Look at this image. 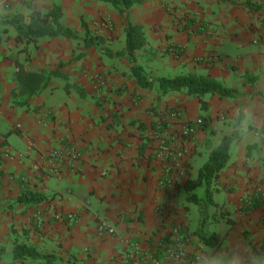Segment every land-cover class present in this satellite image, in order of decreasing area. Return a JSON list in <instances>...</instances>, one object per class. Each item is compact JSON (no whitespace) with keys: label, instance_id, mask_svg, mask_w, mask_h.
<instances>
[{"label":"crops","instance_id":"1","mask_svg":"<svg viewBox=\"0 0 264 264\" xmlns=\"http://www.w3.org/2000/svg\"><path fill=\"white\" fill-rule=\"evenodd\" d=\"M34 2L42 12L60 7L78 39L17 42L3 20L22 14L28 23L31 10L25 0H0V264H187L198 253L214 264H264V0H146L127 16L101 0ZM129 23L145 33L135 57L147 86L131 69ZM18 63L48 78L36 94H22ZM188 74L238 94H206L204 109L187 89L159 86ZM199 118L196 136L178 137L180 123ZM161 121L169 127L156 138L151 123ZM233 132L205 219L218 242L205 245L186 184ZM162 140L172 157H157ZM68 145L81 153L79 172L52 176L48 152ZM26 191L44 199L21 201ZM256 197L261 205L249 207ZM180 228L186 255L173 259ZM18 244L44 257L16 258Z\"/></svg>","mask_w":264,"mask_h":264},{"label":"trees","instance_id":"2","mask_svg":"<svg viewBox=\"0 0 264 264\" xmlns=\"http://www.w3.org/2000/svg\"><path fill=\"white\" fill-rule=\"evenodd\" d=\"M103 2L110 3L117 8L120 13L127 16L129 9L134 5L142 4L146 0H101ZM25 5L31 10L29 15L30 21H25V16L22 14L11 16L8 19V24L14 27L17 31V42H27L28 44L36 43L39 39L45 37H63L67 39H78L76 31L66 26L63 19V10L54 6L47 12H42L38 9L34 0H25ZM86 32L89 35L87 25L83 23ZM126 39V50L131 62V69L136 76L138 83L141 85H149L150 78L145 74L143 68L137 64L135 52L141 49L146 43V37L142 26L128 24ZM17 72L16 77L21 84L22 94L28 93L30 96L36 94L46 83L48 78L39 73L31 72L27 67L16 64ZM159 86L163 92L168 91H181L187 89L188 93L196 96L204 109L207 108L204 96L206 94H218L221 97H236L238 91L233 88L223 86L210 76H202L196 74H188L178 76L176 78H160ZM264 100V95L262 96ZM169 127L167 122L161 121L159 123H151V128L154 130V136L160 138L161 135ZM178 134V132H176ZM238 135L233 132L227 136H224L220 143L212 150L209 155V159L203 165L200 170L199 176L196 179H188L186 184V190L188 192L189 201L199 206L200 213L202 215L201 234L202 241L205 245L214 246L217 244L218 239L216 234L205 233V219L207 214V208L214 204L213 195L216 191V185L218 184L221 176V171L224 169L230 158V148L234 141H236ZM152 139V138H150ZM203 189V196L199 197L195 193L196 190ZM24 202H40L44 197L34 191H26L20 198ZM262 200L254 198L252 204H248L251 208L259 207ZM231 221V219H229ZM180 239L179 242L185 241V229H179ZM181 242V243H182ZM264 253V247L261 250ZM14 256L16 258L31 257V258H43L44 255L39 253L34 247L26 244H18L14 247Z\"/></svg>","mask_w":264,"mask_h":264},{"label":"built area","instance_id":"3","mask_svg":"<svg viewBox=\"0 0 264 264\" xmlns=\"http://www.w3.org/2000/svg\"><path fill=\"white\" fill-rule=\"evenodd\" d=\"M203 126V119L199 118L193 122H182L178 126V137L182 139H191L198 133L199 129ZM172 148L167 145L165 140H162L158 150L156 151L157 157L166 159L172 157ZM179 152L177 155L179 156ZM81 163V153L74 145H68L63 149H52L47 154V165L51 171L52 176L58 175L63 169L73 170L79 172ZM170 183V179H166ZM36 224L38 227H43L44 218L40 211L35 215ZM101 230H106L109 234H114L115 229L110 227L106 222H101ZM179 235V229L177 230ZM185 250L181 242L177 240L174 248L170 251V256L173 259L185 257ZM187 264H214L208 256L198 253L188 261Z\"/></svg>","mask_w":264,"mask_h":264},{"label":"rangeland","instance_id":"4","mask_svg":"<svg viewBox=\"0 0 264 264\" xmlns=\"http://www.w3.org/2000/svg\"><path fill=\"white\" fill-rule=\"evenodd\" d=\"M9 17H11V16H7V17H6V19H5V20H3V21H4V23L8 22V19H7V18H9Z\"/></svg>","mask_w":264,"mask_h":264}]
</instances>
